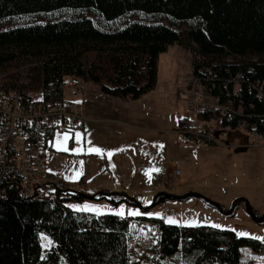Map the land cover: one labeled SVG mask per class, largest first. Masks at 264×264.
I'll use <instances>...</instances> for the list:
<instances>
[{
	"label": "trees",
	"instance_id": "16d2710c",
	"mask_svg": "<svg viewBox=\"0 0 264 264\" xmlns=\"http://www.w3.org/2000/svg\"><path fill=\"white\" fill-rule=\"evenodd\" d=\"M135 14L142 18L129 20ZM36 15L48 19L36 22ZM17 16L30 19L0 29V67L13 60L15 52L33 57V89L40 92L36 100L42 105L64 99L68 77L90 79L109 96L138 99L156 87L159 55L170 44L182 43L185 35L195 54L193 71L204 66L210 72L207 90L226 97L227 88L235 103L241 99L246 119L256 123L264 137V100L248 92L245 84L238 95H232L231 83L225 88L223 79L243 68L221 62L228 55H264V0H0V21ZM105 49L126 54L114 59L118 76L111 85L95 74L89 76L84 63L86 53ZM141 63L142 83L136 78ZM246 75L248 80L263 77L264 65H255L254 72ZM9 171L0 182L6 190L0 195V264H61L62 258L66 264H139L131 230V221L139 217L76 211L67 202L85 198L55 183H51L54 199L25 198ZM106 199L133 205L119 195ZM162 200L158 198L156 204ZM146 219L159 226L153 248L159 260L181 256L192 264H248L241 261V247L264 249L260 240L240 237L232 230ZM40 233L52 240L45 254Z\"/></svg>",
	"mask_w": 264,
	"mask_h": 264
},
{
	"label": "rangeland",
	"instance_id": "374dc122",
	"mask_svg": "<svg viewBox=\"0 0 264 264\" xmlns=\"http://www.w3.org/2000/svg\"><path fill=\"white\" fill-rule=\"evenodd\" d=\"M86 15L95 18L92 13ZM140 14L131 15L129 20H139ZM29 17H13L0 21V29L15 24L26 23ZM36 22L46 21L48 16L36 15L33 17ZM165 24L168 20L163 19ZM185 26H181L184 31ZM182 43L170 44L165 52L159 55L157 84L154 90L147 93L140 100L141 108L146 110L154 131L166 136L172 140L173 148L169 149L165 156L166 170L169 174L177 168L181 171L180 176L172 177L167 191L179 194L180 187L190 185L194 187L191 190L200 193L210 200L216 202L222 211H227L236 198H245L249 208L257 215L264 212V138L249 135L242 129H230L221 126L225 131V138L221 144H210L196 146L194 144L183 143L176 132V111L177 107L182 108L183 99L179 93L178 82L193 70V59L195 57L192 44L185 35L182 36ZM16 57L6 62L0 67V92L1 89L22 88L36 99L40 92L34 88L35 61L29 54L15 52ZM126 58V54L121 51L105 49L104 51H91L85 54L84 63L89 76L95 74L101 79V82L111 85L118 76L115 70L114 59ZM136 78L140 83L144 79L142 63L138 64ZM74 79L68 77L65 79L64 94L67 96L71 91L68 88L69 82ZM4 86V87H3ZM176 109V111H175ZM147 124V123H146ZM206 128L211 127L209 123L204 124ZM147 129L142 131H148ZM63 141V134L56 136L53 140V148H57V139ZM67 148L69 149V138L67 139ZM62 149V148H61ZM81 149V148H79ZM69 155H62L60 162V171L70 177ZM52 184H60L66 189H73L67 183L49 177ZM51 189V187H50ZM82 192L80 189L77 190ZM84 193V192H83ZM95 193V192H94ZM145 193V192H144ZM148 197L139 194L134 198L142 206L126 204H112L106 198L101 199H81L69 200L67 205H78L80 207H70L76 211L86 212L95 215L114 214L118 215L123 205L124 217H139V220H133L132 230V250L134 257L139 264H192L186 262L181 256H172L164 259L158 258L153 251L157 242L159 226L156 222L149 221L146 218H161L168 222V217H172L179 225H209L219 224L221 229L234 231L240 237L260 240L256 237L264 235V224L255 223L248 212L245 204L238 202L231 216H224L220 210L209 205L199 198H188L183 201L173 199H163L149 209L144 208L150 205L154 193L148 192ZM85 205H98L99 208L85 209ZM132 210H137V214H130ZM162 213L161 216H149L144 213ZM121 216V215H118ZM240 232H247L249 235H239ZM42 253L45 254L52 245V240L44 233H40ZM49 241L51 242L49 244ZM48 244L47 247L45 245ZM241 261L248 264H264V249L254 251L250 247L243 246L240 249ZM61 264H66L64 258Z\"/></svg>",
	"mask_w": 264,
	"mask_h": 264
},
{
	"label": "built area",
	"instance_id": "2783aa9c",
	"mask_svg": "<svg viewBox=\"0 0 264 264\" xmlns=\"http://www.w3.org/2000/svg\"><path fill=\"white\" fill-rule=\"evenodd\" d=\"M221 62L225 66L237 65L243 68L223 79L225 88L231 83L232 95H238L242 84H245L248 92L253 91L257 98L264 100V76L248 80L246 75L254 72L255 65H264V55H228ZM209 75L208 68L199 66L178 82L185 113L176 128L179 139L196 146L221 144L226 135L221 128L224 121L227 128L242 129L249 135L263 139L262 133L257 129L258 125L246 119L241 99L235 103L228 96L227 88L226 97L214 95L207 90L206 83L212 81ZM69 86L77 93L83 90V85L76 79H72ZM202 114L207 117L199 118L198 115ZM83 119L80 108L70 100L63 99L45 106L22 89L1 92L0 182L2 174L10 170L18 184L20 196L37 200L54 199L46 166L49 134L78 129ZM205 123H209L211 127L206 128ZM179 174L178 168L171 174L166 171L154 172L150 192L155 194L167 191L172 177ZM5 191V188L0 187V195L5 194ZM260 241L264 247V240Z\"/></svg>",
	"mask_w": 264,
	"mask_h": 264
},
{
	"label": "crops",
	"instance_id": "0c3cea01",
	"mask_svg": "<svg viewBox=\"0 0 264 264\" xmlns=\"http://www.w3.org/2000/svg\"><path fill=\"white\" fill-rule=\"evenodd\" d=\"M76 80L83 85L82 92L77 93L68 86L71 92L67 96L64 94V99L74 102L84 119L78 129L52 133L46 157L49 177L63 181L73 189L79 188L86 194L108 190L125 192L134 197L139 194L148 197L152 175L156 171L150 172L149 180V173L145 170L168 172L165 169V156L174 146L170 138L158 135L155 128L148 125L150 117L140 105V100L147 93L138 99L119 98L103 94L100 85L90 79ZM182 106L179 109L177 107V111L175 109L176 125L185 117L184 103ZM147 126L148 131H142ZM64 133H68L69 150L53 148L54 138ZM77 133L80 134L79 140ZM94 147L104 151H88ZM74 148L83 150L71 151ZM109 151L112 152L111 156L108 155ZM62 155L71 157L72 170L69 174L70 177L78 178L71 179L60 171L58 166ZM191 190L198 189L184 185L178 192L181 194Z\"/></svg>",
	"mask_w": 264,
	"mask_h": 264
},
{
	"label": "water",
	"instance_id": "95a60500",
	"mask_svg": "<svg viewBox=\"0 0 264 264\" xmlns=\"http://www.w3.org/2000/svg\"><path fill=\"white\" fill-rule=\"evenodd\" d=\"M71 191L73 193H78L87 199H96L98 196H102L104 198H110V197L119 195V196L125 197L129 201L133 202V204H135V205L142 206V204L138 200H136L134 198V196H130V195L126 194L125 192H117V191L106 192L103 190H99V191L95 192L94 194H86L83 192H79L77 190H71ZM160 197L163 199H173V200H179V201H183V200H186V199L191 198V197L199 198V199H202L204 202L208 203L209 205L220 210V212L224 216L233 215L237 203L242 201L245 204L246 211L250 215L251 219L257 224H264V212L260 215L255 214L249 208V204H248L247 200L245 198H242V197H239V198H236L235 200H233L231 207L227 211H222L220 206L216 202H214V201L210 200L208 197H206L200 193L194 192V191H188V192L181 193V194H174V193H171L169 191H159L153 195V198H152L150 205L146 206L144 209L147 210L150 207L154 206L156 204L157 199Z\"/></svg>",
	"mask_w": 264,
	"mask_h": 264
},
{
	"label": "snow or ice",
	"instance_id": "6c2138e0",
	"mask_svg": "<svg viewBox=\"0 0 264 264\" xmlns=\"http://www.w3.org/2000/svg\"><path fill=\"white\" fill-rule=\"evenodd\" d=\"M59 135V134H58ZM76 136H77V139L79 140V138H80V134L79 133H77L76 134ZM67 139H68V133H64L63 134V141H61L59 138L57 139V142H56V147L58 148V149H63L64 151H68L69 149L67 148ZM161 147H162V145H161ZM83 149H79V148H74V149H71V151H74V152H76V151H82ZM88 151H95V152H97V153H102L104 150L103 149H101V148H99V147H94V148H89L88 149ZM111 154H112V152L111 151H109L108 152V155L109 156H111ZM160 171V169H148V170H145L146 172H148L149 173V180L151 179V175H150V172L151 171ZM69 178H71V179H76V178H78V176H76V177H69ZM70 207H80V206H78V205H70ZM85 209H92V210H95V209H97V208H99L100 206H98V205H85V206H83ZM117 211V214L118 215H124V211H123V205L121 206V208L119 209V210H116ZM130 214H137V210H132L131 211V213ZM145 215H149V216H152V215H155V216H161L162 215V213H159V212H156V213H144ZM168 219V222H170V223H177V221L176 220H174L172 217H168L167 218ZM215 227H217V228H220V227H223L222 225H219V224H217V225H215ZM239 235H249V233H247V232H240V233H238ZM257 239H261V240H264V237H256ZM51 242L49 241V244H50ZM48 246V244H46L45 245V247H47Z\"/></svg>",
	"mask_w": 264,
	"mask_h": 264
},
{
	"label": "bare ground",
	"instance_id": "6f19581e",
	"mask_svg": "<svg viewBox=\"0 0 264 264\" xmlns=\"http://www.w3.org/2000/svg\"><path fill=\"white\" fill-rule=\"evenodd\" d=\"M10 172V171H9ZM11 173V172H10ZM12 175V174H11ZM10 177V176H9ZM12 177V176H11Z\"/></svg>",
	"mask_w": 264,
	"mask_h": 264
}]
</instances>
